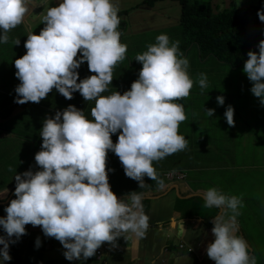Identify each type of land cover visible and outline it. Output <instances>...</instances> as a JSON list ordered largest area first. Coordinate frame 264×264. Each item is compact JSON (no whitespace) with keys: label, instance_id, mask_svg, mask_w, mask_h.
Masks as SVG:
<instances>
[{"label":"clouds","instance_id":"clouds-1","mask_svg":"<svg viewBox=\"0 0 264 264\" xmlns=\"http://www.w3.org/2000/svg\"><path fill=\"white\" fill-rule=\"evenodd\" d=\"M37 6H43L38 18L44 27L39 34L28 32L26 52L14 60L20 81L14 88V101L39 103L53 89L70 100L78 91L86 102L94 101L93 119L73 105L57 111L45 118L40 130L41 150L34 157L39 170L16 173L9 167L15 172L16 186L6 201V215L0 217L5 233L0 236V261L11 259L9 244L26 234L28 224L58 240L67 260H86L94 258L105 243L115 247L118 237L146 236L149 216L142 195L133 191L117 197L108 181V172L113 170L107 168V155L115 153L125 175L137 181L139 188L147 185L145 176L162 186L154 162L187 148L188 141L178 130L188 117L177 101L189 97L194 82L180 42L159 34L155 43L135 56L142 67L130 89L103 95L128 51L120 39V9L115 0H59L55 6H49V0H0V43H8L9 33L33 15ZM257 15L264 22V10ZM19 43L18 37L12 39V45ZM257 47L258 53H247L243 72L252 82L251 93L264 105V40ZM85 61L93 74L79 79L76 70ZM197 83L202 91L209 86L204 73ZM216 100L223 105V96ZM205 113L212 117L214 109ZM224 116L234 126L231 106ZM13 118L0 117L3 127ZM116 133L114 143L111 134ZM172 171L181 172L166 173ZM7 192V188L0 191V199ZM202 197L205 208L220 210L204 247L208 258L215 264H257L256 253L251 255L250 245L236 235L237 217L244 206L241 197L215 187L203 191ZM36 246H40L39 238Z\"/></svg>","mask_w":264,"mask_h":264},{"label":"crops","instance_id":"crops-1","mask_svg":"<svg viewBox=\"0 0 264 264\" xmlns=\"http://www.w3.org/2000/svg\"><path fill=\"white\" fill-rule=\"evenodd\" d=\"M142 1L115 0V3L119 5V9H129ZM157 4L159 5L153 9L147 5H145L147 6L146 8L144 6H136L140 9L125 16L127 19L126 31L129 37H132V40L143 36L145 33H148L149 38H152L151 33L160 29L166 30L172 19H174L176 24L177 14L179 13L178 8L176 9L179 6L178 2L171 3L167 0H160ZM49 6H54L52 0H49ZM34 9V14L29 16L19 26L21 32H19L18 37H22L25 40L30 30L37 34L44 27L43 23H39V13L35 12L36 10L37 12H42L43 6L34 7ZM124 40L127 42L125 37ZM14 48L18 50L15 51ZM14 48H8L7 57L3 56L0 59V101L2 105L0 117H3L8 111H11V116L15 117L6 127H3L4 121L0 120V143L14 135L15 131H18L24 140L22 141L21 152L18 148L16 151L5 155L10 158H0V183H5L11 172L23 173L29 169L33 172L39 170L34 157L41 150L42 137L40 136V130L45 118L53 117L57 111H63L68 105H73L77 109L83 110L88 119H93L90 110L94 107V101L86 102L78 91L73 93V98L70 100L53 89L39 103H15L14 88L20 81L15 76L14 60L24 55L26 50L22 46ZM86 77L88 76H79V79ZM112 92V88H109L108 95ZM204 93L201 92L197 84L191 89L188 98L179 100L177 103L182 104L184 107L185 100H190L193 96L204 97ZM184 109L185 112L192 111V109L199 112L194 106L184 107ZM20 113H24V116L20 121H16L15 119ZM259 122L264 123V120L253 121L247 119L245 122H241L237 119L236 122L234 121V126H229L226 119H223L221 123L224 127L227 126L231 129V131L234 129V132H229L231 136L244 137L249 134L250 139H252L253 136L250 133L259 130ZM198 124L199 121L196 125ZM117 138L118 133L111 134V139L114 143ZM258 145L259 150L252 151ZM201 146L204 150V155L201 159L197 158L200 156L198 146H195L194 143H188L187 148L181 153L183 156H192L191 160H186L179 164V167L171 169L183 172L186 175L184 180L167 181L164 173L171 170L167 169L166 164L168 165V163L163 159L159 162H154L155 165H159L156 171L159 178L163 181V185L160 186L156 181H152L145 176L144 182L147 185L143 188H139L137 181L125 175L122 164L115 153L112 151L108 152L107 168L113 170L108 172L111 190L118 198H122L133 191L141 194L144 212L149 216V228L146 236L141 239L132 236L125 240L123 237H118L116 246L110 245L109 249L103 253L102 264H215V261L208 258L204 247L209 239L213 218L220 210L217 208H205L202 193L221 181L218 177L221 169L230 168L235 170L237 168L243 171L242 169L245 168L248 175H250L251 171L264 173V162L260 157L264 151V142L251 144L247 140H235L234 142L228 140L227 144H219L217 149L210 153L209 162L208 151L211 143L206 141ZM221 158L227 162L224 160L217 161ZM236 158H244L246 164H235ZM10 166L13 169L16 167L15 172L9 171ZM15 186L14 179L12 184L4 187L8 189V192L3 199H0V217L6 215L4 211L7 206L6 201ZM4 188L0 189V191H3ZM173 190H175V193ZM218 190L226 195L241 197L244 206L240 209V215L237 217L238 231L236 235L243 237L247 244L250 245V254H255L252 248L253 245L247 240V236L242 230V225L246 231L256 233L257 244L264 240V235L261 234V228L264 226V207L262 205L264 193L259 195L253 192L251 182L248 180L246 192L239 191L236 194L228 186L218 188ZM244 213H251L252 216H257L259 222L254 223L257 219H251L245 216ZM170 219L173 220V223L171 222L169 226L168 220ZM249 220H252V224L248 223ZM25 229V235H22L15 243L9 244L8 251L11 259L0 261V264H95L93 256L86 260H67L63 255L65 249L60 242L55 238L46 237L41 227L28 224L25 225ZM2 235H5V233L0 227V236ZM37 238L40 241L39 247L36 246ZM181 245H183V248L180 247Z\"/></svg>","mask_w":264,"mask_h":264},{"label":"trees","instance_id":"trees-1","mask_svg":"<svg viewBox=\"0 0 264 264\" xmlns=\"http://www.w3.org/2000/svg\"><path fill=\"white\" fill-rule=\"evenodd\" d=\"M160 0H143L139 6H151L152 9L156 7V4ZM179 4V13L177 14L176 24L174 19L167 25V29H160L157 32L151 33L152 38H149L148 33L136 39L138 47H147L149 44L153 43L156 36L159 34H167L170 27H178L183 33V41L179 44V49L183 53V56L188 58L190 55V48L195 47L199 57V61H193L192 58L189 60L190 67L188 73L190 78L193 80V87L198 83V78L201 73L207 76L208 88L204 89V97H206L209 91L211 96L208 95L206 102L207 105L205 109H208V105L212 103L211 109H214V115L212 117L207 116L210 119L216 118L217 122H222L226 119L224 116L225 110L228 106H231L234 110L233 119L236 122L237 119L241 122H245L247 119L258 120L264 118L252 117V115H260L258 109H254L252 112L246 109L247 104H252V99H258L252 93L245 92L246 86L252 82L248 79L247 74L240 70L244 66L245 61L248 59L247 53L251 50L254 52H259L257 47L261 40H264V22L260 21L257 15L258 10H264V2L260 1L257 5H252V0H229L226 2L225 6L214 5V0H176ZM147 5V6H145ZM132 11L139 10L135 7L131 9ZM131 10L122 11L119 10V17L130 14ZM121 33L127 28V24L124 21H120ZM10 34V33H9ZM168 35V34H167ZM24 36V35H23ZM121 42L124 43V36L120 37ZM25 39H22V47H24ZM8 43L6 48H12ZM135 45L130 48L128 54H126L125 61H129L126 64V68L133 75L132 82L138 78L139 70L142 65L134 58L138 54L135 51ZM26 50V49H25ZM134 53V54H132ZM217 62L218 64H228L231 69L235 70V84L231 85L227 80L224 81L220 77L210 76L208 70L201 68L196 69V64L200 63L202 66L205 62ZM131 82V83H132ZM128 88V87H127ZM130 87L127 89L129 90ZM215 96V97H214ZM217 96H225L226 100H231L230 104L228 102L219 105L217 103ZM195 98L193 96L190 101ZM213 99V101L211 100ZM241 100V102H240ZM2 108L0 101V110ZM8 111L4 116L8 117L11 114ZM187 115V120L181 123V134L186 138L191 134L188 132L189 129L195 127L199 118L197 111L193 110L185 112ZM24 113L18 114L16 121H20ZM221 117V119H220ZM260 128L257 130V136L252 137L253 142H264V127L263 124L259 122ZM225 128L230 132L227 126ZM233 131V130H232ZM231 131V132H232ZM203 143L209 142L206 136ZM249 223V222H248ZM250 224V223H249ZM261 234L264 235V226L261 228ZM259 245L264 248V240H261Z\"/></svg>","mask_w":264,"mask_h":264},{"label":"rangeland","instance_id":"rangeland-1","mask_svg":"<svg viewBox=\"0 0 264 264\" xmlns=\"http://www.w3.org/2000/svg\"><path fill=\"white\" fill-rule=\"evenodd\" d=\"M54 2V6L57 5L59 3V0H52ZM168 2L171 3H175L176 0H167ZM214 5H219V6H225L226 2L229 0H214ZM260 1L264 0H252L251 2V6L252 5H257ZM39 2V0H38ZM238 2L240 3V0H238ZM177 3V2H176ZM140 2H138L135 6H133L132 8H135L136 6H139ZM159 4H156V6H158ZM122 6V5H121ZM132 8L129 9H125V8H121L122 11H126V10H131ZM178 8L179 10V6L176 7V9ZM140 9V8H139ZM35 10L34 8L32 9V11ZM36 13H40L37 12V10L35 11ZM133 11H130V14ZM129 14V15H130ZM120 21H124L127 24V19L124 17V15L121 17ZM118 30L121 32V27L119 26ZM169 31H167V34L170 38V42L171 41H183V33L181 31L180 28L178 27H170L168 29ZM19 32H21L19 26L15 29H13L10 34H9V42L11 43L10 45L14 47L17 46H22V37H18ZM39 34V33H37ZM122 35L125 37V39H127V42L124 40V43L127 44L128 47V51L126 54H128V52L130 51V48L133 47V44L136 46L135 47V51L136 53H142L144 51L147 50V47H138V44L136 41L139 40V38H135L134 40H132V37H129L126 29L122 32ZM19 38L20 43L19 45H12V39L15 38ZM156 42V39L153 40V43ZM3 44L0 43V59L5 56L7 57V52H8V47L6 48V45L8 44ZM152 43V44H153ZM180 44V43H179ZM15 51H17L18 49H15ZM190 55L188 56V60H192L193 61H199V57L197 54V50L195 47H191L190 48ZM134 54V53H132ZM78 53V57H79ZM129 63V61H123L121 62L115 69H114V78L111 82V85H109V88H112L113 92L114 91H118L121 94H123L124 91H126L130 86H131V82H132V77L133 75L131 73H129V71L126 68V64ZM196 69L199 70L201 68H204L206 70H208L210 76L216 78V77H220L222 78L224 81H228L231 85L235 84V74L237 73L235 70L231 69V67L228 64H218L217 62H214L213 64H211V62L207 61L205 63L202 64V66L200 65V63H197L196 65ZM244 67V66H243ZM243 67L240 68V70H243ZM80 70V71H79ZM78 72V76H90L93 73H91L88 69L87 66V62L85 61L84 63H82L80 65V67L76 70ZM128 87V88H127ZM252 87V83L249 84L248 86L245 87L244 91L245 92H249L251 93L250 89ZM201 92H204V90ZM103 95H108V92L103 93ZM206 97H200L197 96L195 97L192 101L190 100H185V104L184 107H188V106H194L198 109V114H199V118L201 115V119H199V124L196 125L195 127H192L189 129V133L191 134V138H189V135H187L186 140L188 141V143H194L195 146H198L197 148L199 149V157H197L198 159H201L202 156L204 155V150L202 149V146L200 147V145L204 144L202 141L203 138H205L206 136L208 137L209 142L211 143L210 146V150L208 151V162H209V157H211L210 153L212 151H215V149H217V146L221 143L223 144H227L228 140L230 142H234L235 140L238 141H248L251 144H254L255 142H253L250 139V135L246 134L244 137L238 136V137H233L231 136V134L229 133V131L222 125L221 122H217L216 118L210 119L207 117L206 113H205V106L207 105L206 99L209 96H211L210 92L208 91ZM215 97V96H214ZM224 97V101L228 102V104H230L231 100H226L225 96ZM211 100L213 101V99L211 98ZM253 102L252 104L254 106H252L251 104H247L246 109L249 110L250 112H252L254 109H258L260 115H252V117H258V118H264V105H262L260 103V100L258 99H252ZM241 102V100H240ZM208 108L212 107V103L210 105L207 106ZM221 119V117H220ZM180 126H179V134H181L180 131ZM234 132V129H233ZM264 133V132H262ZM251 136H256L257 134V130L253 131L250 133ZM182 135V134H181ZM193 138V141H192ZM24 140V138L20 135V133L18 131L14 132V135H12L9 139H5L2 143H0V158H5L8 159L10 157L5 156L8 153H11L13 151H16L19 148V151L21 152L22 150V141ZM208 143V142H207ZM259 150V145L257 147H255L252 151H256ZM246 152H247V147H246ZM261 160L264 162V151L261 153L260 155ZM192 156H183L181 151L175 153L174 155H170L168 157H166L164 160L167 161L168 165L167 169L171 170L173 168H177L179 167L178 165L183 163L186 160H191ZM211 160V159H210ZM225 159H218L217 161H221ZM214 162H216V160H214ZM227 162V161H226ZM235 164H246V161L244 158L241 159H235ZM214 164V163H213ZM228 164V163H227ZM159 165H155L154 167L157 170V167ZM163 166V165H162ZM14 169H16V167H14ZM241 170H238L237 168H235V170H231L230 168H226V169H221L219 170L220 172L218 173V177L221 181H219L218 183H216L215 188H221L224 186H228L229 189L233 192L239 193V191L242 192H246V185H247V180L251 182V186H252V191L255 192L256 194L262 195L264 193V173H260L258 171H251L250 175L247 174V171L245 168ZM14 174L13 172L10 173V176L8 178V180L5 183H0V189L4 188L5 186H9L10 184H12L13 180H14ZM165 176V173H164ZM166 178V177H165ZM242 179V180H241ZM241 180V182H240ZM173 192L175 193V190H173ZM253 196V195H251ZM263 207H264V201H263ZM245 216L251 218V219H257L256 221H254V223H258L259 219L257 216H252L251 213H244ZM171 222L173 223V220L170 219L168 220V224L169 226L171 225ZM250 224H252V220L248 221ZM242 230L244 231V234L247 236V240H249L251 242V244L253 245V249L255 251V256L257 259V264H264V248L257 244L258 238L256 233L254 232H249L246 231L244 226L242 225ZM261 240V238H260Z\"/></svg>","mask_w":264,"mask_h":264},{"label":"built area","instance_id":"built-area-1","mask_svg":"<svg viewBox=\"0 0 264 264\" xmlns=\"http://www.w3.org/2000/svg\"><path fill=\"white\" fill-rule=\"evenodd\" d=\"M166 178L168 180H183L185 179V174L182 172H168L166 173ZM109 249V245L107 243L103 244L100 248L97 249L94 258L96 264H102L103 262V253Z\"/></svg>","mask_w":264,"mask_h":264}]
</instances>
